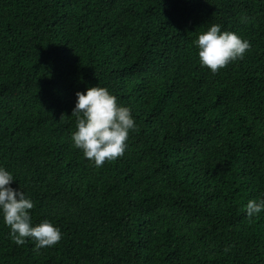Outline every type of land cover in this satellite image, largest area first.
<instances>
[{"label":"trees","instance_id":"1","mask_svg":"<svg viewBox=\"0 0 264 264\" xmlns=\"http://www.w3.org/2000/svg\"><path fill=\"white\" fill-rule=\"evenodd\" d=\"M212 23L250 43L215 73ZM96 84L136 125L99 167L70 135ZM0 165L61 231L35 249L0 218V264H264V0H0Z\"/></svg>","mask_w":264,"mask_h":264},{"label":"clouds","instance_id":"2","mask_svg":"<svg viewBox=\"0 0 264 264\" xmlns=\"http://www.w3.org/2000/svg\"><path fill=\"white\" fill-rule=\"evenodd\" d=\"M193 44L201 66L213 73L230 61L242 58L250 47L247 39L233 31L221 30L215 23L198 33ZM74 95L71 115L75 122L70 134L73 147L97 167L105 160L122 156L129 131L136 127L130 108L118 104L116 97L99 84L86 87L83 92L77 90ZM13 180L12 172L0 165V218L9 228V237L16 244L29 238L35 242V249L56 244L61 239L60 228L47 218L32 222L29 210L33 208V201L20 186H11ZM244 211L249 217L264 211V196L248 199Z\"/></svg>","mask_w":264,"mask_h":264}]
</instances>
